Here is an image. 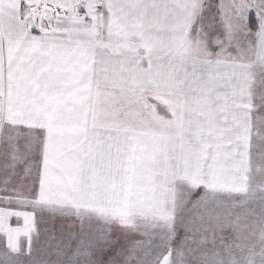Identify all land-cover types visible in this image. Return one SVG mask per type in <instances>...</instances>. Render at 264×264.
Wrapping results in <instances>:
<instances>
[{
	"label": "snow or ice",
	"instance_id": "snow-or-ice-1",
	"mask_svg": "<svg viewBox=\"0 0 264 264\" xmlns=\"http://www.w3.org/2000/svg\"><path fill=\"white\" fill-rule=\"evenodd\" d=\"M0 264H264V0H0Z\"/></svg>",
	"mask_w": 264,
	"mask_h": 264
}]
</instances>
